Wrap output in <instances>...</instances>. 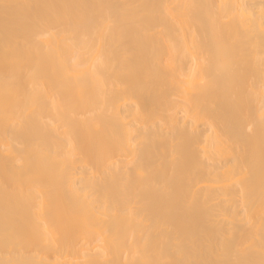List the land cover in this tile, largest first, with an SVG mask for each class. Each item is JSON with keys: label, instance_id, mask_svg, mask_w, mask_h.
<instances>
[{"label": "bare ground", "instance_id": "obj_1", "mask_svg": "<svg viewBox=\"0 0 264 264\" xmlns=\"http://www.w3.org/2000/svg\"><path fill=\"white\" fill-rule=\"evenodd\" d=\"M0 264H264V0H0Z\"/></svg>", "mask_w": 264, "mask_h": 264}]
</instances>
